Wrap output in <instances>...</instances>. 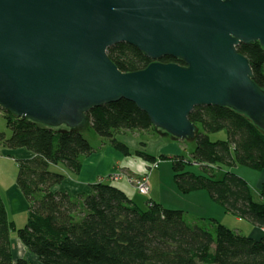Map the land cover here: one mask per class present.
<instances>
[{"label":"water","instance_id":"95a60500","mask_svg":"<svg viewBox=\"0 0 264 264\" xmlns=\"http://www.w3.org/2000/svg\"><path fill=\"white\" fill-rule=\"evenodd\" d=\"M255 42L264 49V0H0V106L84 129L90 109L126 99L156 128L192 139L190 114L215 105L264 131V89L238 50ZM119 43L152 62L123 72L108 54Z\"/></svg>","mask_w":264,"mask_h":264},{"label":"trees","instance_id":"16d2710c","mask_svg":"<svg viewBox=\"0 0 264 264\" xmlns=\"http://www.w3.org/2000/svg\"><path fill=\"white\" fill-rule=\"evenodd\" d=\"M253 68L254 81L264 89V49L259 42L240 44ZM111 60L123 72L146 68L152 59L135 46L119 43L109 48ZM163 62H179L164 57ZM0 109L2 107L0 106ZM6 113L12 132L0 133V147L25 148L33 156L18 159L16 184L28 203V219L17 226L0 192V264H264V234L243 235L215 219L191 221L185 211L153 200L142 209L121 188L99 181L89 193L72 195L55 190L67 172L78 173L81 157L94 148L78 128H52ZM87 127L109 140L125 155L129 146L119 141V130L156 132L149 116L129 100L101 105L86 113ZM197 125L193 160L203 170H186L188 160L174 157V179L182 193L208 190L226 212L264 228V183L260 199L249 183L222 166L245 165L264 172V131L243 113L229 107L198 106L189 116ZM225 130L226 139L210 133ZM147 160L156 157L137 150ZM37 263L15 258L12 233Z\"/></svg>","mask_w":264,"mask_h":264},{"label":"rangeland","instance_id":"374dc122","mask_svg":"<svg viewBox=\"0 0 264 264\" xmlns=\"http://www.w3.org/2000/svg\"><path fill=\"white\" fill-rule=\"evenodd\" d=\"M64 128V127H58ZM161 133H166L164 130H159ZM0 133H5L7 137H10L12 132L8 126L6 113L4 109H0ZM82 133L86 139L90 141L94 150L90 154H98L105 152L111 145H113L109 140H105L101 136H99L92 127H87L82 130ZM169 137L161 136L156 132H147L143 130H119L116 132V138L127 144L132 150V154L129 159L134 161V167L139 168L142 164H145V167L148 166L147 174L137 176V171H134L135 176L131 175H122V178L134 182L130 183L134 185V188L137 187V181H142L147 178L148 183L150 185V192L148 195L142 194L136 189V204H138L142 209H146L148 207V201L151 199L155 202L161 203L164 207L170 209H181L185 211L187 218L191 221L195 220H203L204 222H210L214 219L225 226L243 234L250 235L252 230L254 231L256 227L248 220L239 218L229 212H226L223 205L214 201L211 197L208 190H199L193 191L190 193H182L175 182L174 179V168L173 162L174 157L178 155L184 156L189 163L186 165V170H190L196 173H202L203 170L201 167L196 164L193 160V152L197 146V139H177L169 134ZM210 137L212 140L226 139L227 133L225 130L210 133ZM115 149L121 152V154L125 155L121 150H119L116 146H113ZM114 150V149H113ZM137 150H144L153 154L156 157V161L152 162V160H147L139 153ZM110 151V150H108ZM88 155V156H90ZM87 155L81 157L82 164L87 159ZM106 155L104 158L105 163H108L110 157ZM16 163V162H15ZM0 164V169L7 170L12 169L13 176L18 174V163L15 164ZM122 166V164H121ZM15 169V170H14ZM119 171L121 167H118ZM131 170V169H130ZM219 171V176L221 177L227 171H232L242 178H244L252 188L255 199H260L261 191V177L264 176V172L259 171L255 168L245 166V165H232V166H222ZM132 172V171H131ZM119 173V172H118ZM118 173H114L115 176ZM123 174V173H121ZM264 178H262L263 180ZM105 182L110 183L109 179L105 180ZM264 182V181H263ZM260 183V186H259ZM9 215L15 216L13 217L18 224L19 227L25 225L28 212L27 211H19L18 213H13L11 207L9 206ZM12 218V217H11ZM264 232V228H262ZM12 236H17L15 232L12 233ZM18 247L15 248V254ZM20 247V253H21ZM23 252V250H22ZM18 258V257H16ZM29 259V258H28ZM34 263H37V259H29Z\"/></svg>","mask_w":264,"mask_h":264},{"label":"crops","instance_id":"0c3cea01","mask_svg":"<svg viewBox=\"0 0 264 264\" xmlns=\"http://www.w3.org/2000/svg\"><path fill=\"white\" fill-rule=\"evenodd\" d=\"M156 133L160 134L161 136L169 137L168 133H161L160 131H156ZM113 146L114 145H111L108 149H106L105 152H102L101 154L94 153L88 156L87 159H85V161L83 162L81 170L78 173L67 172L66 178L62 183L55 187V190L69 192L72 195L89 193L92 190V185L99 181L105 182V180L109 179V182L111 184H114L115 186L121 188L130 198L135 201L137 196L136 189L134 188V185H132L129 181L123 179L122 175L135 176V170L138 173L136 174L137 176L145 175L147 174L146 167L148 168V166L145 167V164H142L138 169L135 168L133 165L134 161L129 159L130 156L121 154V152L115 149ZM106 155L110 157L108 163H105L104 161ZM31 156H33L32 152L25 148L8 149L0 147V164L9 163L13 164V166H16L15 164H17L18 159H26L30 158ZM119 166L121 167L120 171L118 169ZM12 171V169H9V172H7V170L0 169V192L2 193L6 201L8 209H10V206L13 213H18L19 211L28 212V203L16 184L17 175L13 176ZM115 172H119L117 176L114 175ZM262 178H264L263 175L261 177V188L262 184L264 183V179L262 180ZM14 216L11 217L15 221V219L13 218ZM255 227L256 229L254 231L252 230V233L250 235H252V237L259 238L264 234V232L262 231L261 227ZM12 242L15 258L25 257L27 259H37L23 245L18 236H12ZM16 247H18L16 250V252L18 251V253L15 254ZM20 247H22L21 253L19 249Z\"/></svg>","mask_w":264,"mask_h":264},{"label":"built area","instance_id":"2783aa9c","mask_svg":"<svg viewBox=\"0 0 264 264\" xmlns=\"http://www.w3.org/2000/svg\"><path fill=\"white\" fill-rule=\"evenodd\" d=\"M130 181L134 182L133 180H130ZM135 188H137L140 193L148 195L150 192V185L148 183V179L145 178L142 181L138 180L137 181V187H135Z\"/></svg>","mask_w":264,"mask_h":264}]
</instances>
